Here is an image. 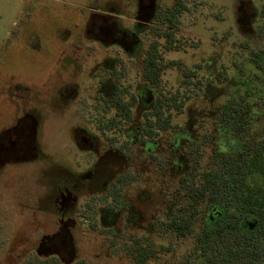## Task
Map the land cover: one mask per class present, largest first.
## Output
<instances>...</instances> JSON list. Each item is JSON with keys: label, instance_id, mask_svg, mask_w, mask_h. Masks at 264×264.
<instances>
[{"label": "flooded vegetation", "instance_id": "1", "mask_svg": "<svg viewBox=\"0 0 264 264\" xmlns=\"http://www.w3.org/2000/svg\"><path fill=\"white\" fill-rule=\"evenodd\" d=\"M78 1L87 3L77 14L85 16L77 20L81 24L54 27L45 42L33 28H22L11 48L24 69L0 72V172L11 166L13 189L25 190L20 206L41 214L34 221L57 218L51 232L10 233L11 247L0 249V264H90L72 242L82 211L108 206L100 213L109 222L118 212L112 207H126L127 220L126 194L144 174L188 169L187 159H179L192 140L178 135L164 115L175 106H162L168 125L158 119L159 101L177 92L167 94L162 81L167 64L175 67L176 60L164 61L160 41L146 39L163 30L159 35L170 51L177 15L185 8L177 12L174 0ZM133 241L123 243L127 254Z\"/></svg>", "mask_w": 264, "mask_h": 264}, {"label": "rangeland", "instance_id": "2", "mask_svg": "<svg viewBox=\"0 0 264 264\" xmlns=\"http://www.w3.org/2000/svg\"><path fill=\"white\" fill-rule=\"evenodd\" d=\"M178 2L185 9L176 18L172 49L163 47L164 38L159 35L163 30H157L154 35L150 33L146 39L156 37L160 41L164 61L176 60L175 67L167 64L162 81L167 94L179 92L183 105L181 111L167 110L164 115L170 116L178 135L192 140L191 150H182L179 159L180 162L187 159L188 169L176 175L144 174L141 183L126 194L130 216L127 220L123 214L126 207L122 208L123 212L112 207L118 212L109 222L100 213L108 206H97L90 213L82 211L71 231L72 242L79 255L90 264H140L124 250L127 237L149 244L155 250L143 264H177L190 253L206 221L205 213L212 205H226L222 196L214 191L202 196L194 193L202 180L201 173L219 165L214 157V139L223 105L232 107L231 104L236 103L239 108L241 103L251 105L255 99L264 97V73L253 63L254 53L264 50V0H174V4ZM99 4L105 6L102 1ZM86 6V2L78 0H0V72L24 69L16 62L18 59L11 48L13 36L19 35L22 28H33L45 42L54 27L81 24L77 20L85 16L77 14L86 11ZM18 39L23 40L24 36ZM185 70L190 72L187 77ZM259 110L261 114L248 129L252 139L264 134V106ZM62 131L66 136L72 135L70 128ZM162 137L167 139L170 132H162ZM10 167L7 164L0 172V249L3 251L11 247V242L8 244L10 233L51 232L56 229L57 220L49 214L46 223L34 221L33 218L41 214L30 213L20 206L25 201V190L15 192L13 189L16 181ZM142 193L147 197L138 200ZM175 219L188 224L185 235L170 228ZM231 219L227 216L223 222ZM19 246L24 247L22 240Z\"/></svg>", "mask_w": 264, "mask_h": 264}, {"label": "trees", "instance_id": "3", "mask_svg": "<svg viewBox=\"0 0 264 264\" xmlns=\"http://www.w3.org/2000/svg\"><path fill=\"white\" fill-rule=\"evenodd\" d=\"M181 8L183 4L178 2L176 11ZM262 12L264 16V7ZM253 63L264 73L263 49L254 53ZM179 97L177 91L174 97L167 96L159 101L161 126L170 121L169 117H163V104L174 105L177 111H181L183 102ZM241 104L239 108L236 103L231 104L232 107L223 105L214 139V157L219 165L203 171L199 186L194 188L198 196L214 191L222 196L226 205H212L208 209L191 252L177 264H264V134L252 139L248 132L261 114L259 107L264 106V97L255 99L251 105ZM246 106L250 108L248 111ZM227 216L232 219L223 222ZM170 228L180 235L189 230L188 224L177 219ZM127 248L135 262L140 264L155 251L151 245L138 241Z\"/></svg>", "mask_w": 264, "mask_h": 264}]
</instances>
